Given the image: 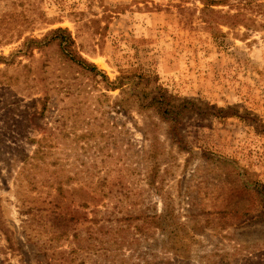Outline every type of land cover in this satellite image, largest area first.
Masks as SVG:
<instances>
[{
    "label": "rangeland",
    "instance_id": "374dc122",
    "mask_svg": "<svg viewBox=\"0 0 264 264\" xmlns=\"http://www.w3.org/2000/svg\"><path fill=\"white\" fill-rule=\"evenodd\" d=\"M9 1L33 25L0 56L65 30L109 84L196 110L140 111L56 44L0 63V264H264V0L212 7L249 31L199 0Z\"/></svg>",
    "mask_w": 264,
    "mask_h": 264
},
{
    "label": "trees",
    "instance_id": "16d2710c",
    "mask_svg": "<svg viewBox=\"0 0 264 264\" xmlns=\"http://www.w3.org/2000/svg\"><path fill=\"white\" fill-rule=\"evenodd\" d=\"M4 2L3 10H0V45L5 46L10 41L16 42L18 41L22 35L27 31V29L33 25L32 20L24 13L12 14L13 12H8V9L11 10L15 5V2H10L9 0H2ZM204 7L201 12H208L211 15H220L219 12H216L212 9L214 6H223L229 2V0H199ZM264 6V4L262 5ZM221 17L209 18L206 21L208 24L209 30H218L219 25L225 26L230 30H234L238 27H243L245 30H253L260 27L259 24L255 21L254 17L247 16L244 13L236 12L234 14H221ZM14 23H18L15 25ZM19 28H23V30H18ZM220 31V30H219ZM15 37V38H14ZM52 44H56L61 50V56L66 64L70 67L76 68L79 72L92 75L93 77L100 76L101 81L104 82L105 87L108 89L116 90L122 89L124 85L127 84L128 90L132 93V98L135 99V102L138 104V109L148 110L153 109L160 115H169L174 110L183 108L189 110H196L195 104L190 102H182L180 104H176L175 98L172 96H166L165 92H161L158 88H153L147 91L142 87L143 82L147 81V77L137 76L133 74L128 81L125 80V76L118 78L116 82L113 84H109L108 79L101 72L97 70L94 64L88 62L86 59L81 57L76 49H74L75 43L71 38V35L65 30L57 29L51 31L44 38L37 40L34 38L26 37L21 44L20 49L16 52L12 53L9 58H5L4 56H0V63L8 64L9 66L12 64L13 58L19 56H30L32 55L34 50H42ZM28 89H34L35 85L29 84L27 79L25 80ZM18 83V81H16ZM40 102L46 105L47 100L44 98L40 100ZM153 180L155 175L152 176ZM152 180V182H153ZM151 182V183H152Z\"/></svg>",
    "mask_w": 264,
    "mask_h": 264
}]
</instances>
